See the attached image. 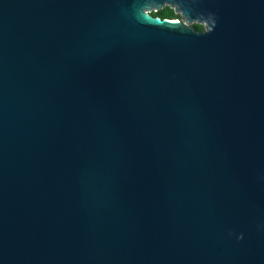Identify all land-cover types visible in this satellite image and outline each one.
Wrapping results in <instances>:
<instances>
[{"label": "water", "instance_id": "obj_1", "mask_svg": "<svg viewBox=\"0 0 264 264\" xmlns=\"http://www.w3.org/2000/svg\"><path fill=\"white\" fill-rule=\"evenodd\" d=\"M0 264H264V0H0Z\"/></svg>", "mask_w": 264, "mask_h": 264}, {"label": "trees", "instance_id": "obj_2", "mask_svg": "<svg viewBox=\"0 0 264 264\" xmlns=\"http://www.w3.org/2000/svg\"><path fill=\"white\" fill-rule=\"evenodd\" d=\"M152 16H158L160 18H167V19H175V18H180V15L178 13H175L173 8L169 7V6H164L161 9H158L156 11H150L149 12ZM191 26L195 29V30H202L203 26L201 24L198 23H192Z\"/></svg>", "mask_w": 264, "mask_h": 264}]
</instances>
